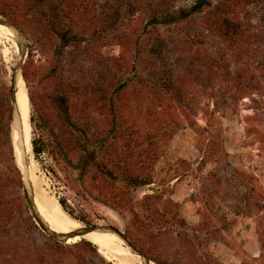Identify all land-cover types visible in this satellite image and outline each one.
Returning a JSON list of instances; mask_svg holds the SVG:
<instances>
[{"label": "trees", "instance_id": "1", "mask_svg": "<svg viewBox=\"0 0 264 264\" xmlns=\"http://www.w3.org/2000/svg\"><path fill=\"white\" fill-rule=\"evenodd\" d=\"M52 1L0 0V14L48 61L46 66L29 59L22 68L30 153L36 158L46 155L49 172L84 199L92 193L84 174L75 171L92 165L100 171L93 178L100 186L95 201L116 212L130 209L138 230L156 246L162 233L155 205L161 195L135 198L134 190L153 183L148 165L161 156L168 128L194 123L191 115L198 109L200 89L229 84L230 96L246 93L239 81L247 73L232 65L250 55L258 38L250 33L249 12L243 21L240 9L264 0H215L214 5L212 0H192L177 8L182 0H104L100 8L96 0ZM0 37L15 45L10 37ZM206 41L215 46H205ZM104 46L117 47L118 55H102ZM8 93V101L0 95V162L11 151V87ZM14 155L17 161L15 144ZM13 181L2 173L0 194ZM55 201L72 220L89 225L84 215L74 216L66 198ZM20 202L0 198V230ZM126 235L132 237L129 231ZM132 238L153 262L163 264L151 248L144 250L138 238ZM84 241L81 244L100 250ZM40 259L48 264V259Z\"/></svg>", "mask_w": 264, "mask_h": 264}, {"label": "rangeland", "instance_id": "2", "mask_svg": "<svg viewBox=\"0 0 264 264\" xmlns=\"http://www.w3.org/2000/svg\"><path fill=\"white\" fill-rule=\"evenodd\" d=\"M103 1L96 0L98 8L104 6ZM191 2L182 0L176 8ZM111 4L114 5L112 1ZM247 12L252 24L250 33L258 39L250 55L232 65L233 70L246 71V77L239 81L246 93L238 92L242 98L237 100L238 95L230 96L229 84L212 91L200 89L198 109L191 115L194 123L168 128L171 131L161 143V156L148 165L153 183L136 186L134 190L135 198L145 194L161 195L155 205L162 233L158 244L153 246L147 242L130 209L116 212L95 201L100 186L93 178L100 171L92 165L75 171L76 175L84 174L85 187L92 193L86 199L68 188L62 177H54L49 172L50 159L46 155L36 158L30 153L31 147L26 156L21 152L23 160L21 158L19 165L15 160L14 143L20 144L12 118L8 122L10 159L0 162V175L9 174L14 181L1 191L0 198L10 202L21 199V202L20 206L13 207V219L0 230V264H45L40 257L48 259V264H120L100 247L97 250L81 244L85 239L65 242L42 230L28 207L22 183L24 171L28 188L47 199L66 198L74 216L84 215L89 225L75 222L77 230L90 226L117 228L148 259L150 257L132 237L138 238L144 250L151 248L152 256L163 264H264V3L240 9L243 21ZM17 28L26 44L21 74L29 59L47 66V56L35 46L30 48L28 36ZM10 38L17 48L0 37V95L7 101L19 56L17 40L14 36ZM213 42L206 41L204 45L212 47ZM101 53L117 56L119 49L104 46ZM86 80L91 81L90 76ZM31 112L30 106V117ZM33 134L31 127V140ZM101 173L107 175L104 171ZM127 190L131 192V188ZM175 214H179V219H175ZM128 231L132 237L126 235ZM25 251L32 255L30 259Z\"/></svg>", "mask_w": 264, "mask_h": 264}, {"label": "bare ground", "instance_id": "3", "mask_svg": "<svg viewBox=\"0 0 264 264\" xmlns=\"http://www.w3.org/2000/svg\"><path fill=\"white\" fill-rule=\"evenodd\" d=\"M0 34L12 37V33L8 28L0 24ZM16 104L19 111L20 116V146L15 144L17 163L21 161V150L23 154H29L30 150V125L29 118L27 112V102L26 96L24 93L22 79L20 78L18 81V85L16 88ZM15 132L13 131V139ZM18 135V134H17ZM20 148H22L20 150ZM26 156V155H25ZM32 157V156H31ZM30 194L34 196V208L38 216L43 220L46 224L49 231L61 234V235H69L72 234L75 230L78 229V224L75 223L77 221L72 220L66 212L62 209L60 204L52 199H47L43 196H40L38 193L34 192L30 187ZM81 228L80 230H82ZM79 231V230H77ZM76 232V231H75ZM79 238H83L88 242L100 247L104 250L108 255L114 258L120 264H141L137 256L132 254L130 250L126 247L123 241L115 236L112 233H95L91 232L82 237H74L68 239L69 240H78ZM153 264V263H152Z\"/></svg>", "mask_w": 264, "mask_h": 264}, {"label": "water", "instance_id": "4", "mask_svg": "<svg viewBox=\"0 0 264 264\" xmlns=\"http://www.w3.org/2000/svg\"><path fill=\"white\" fill-rule=\"evenodd\" d=\"M0 24L5 26L6 28H8L10 30V32L12 33V35L16 38L17 40V44H18V50H19V56H18V61L16 63V66L13 70L12 73V81H11V104L13 106V123L15 125V129L18 132V143H20V133H19V127H20V116H19V111L17 108V104H16V88L18 85V81L21 78L22 79V74H21V64L24 62V52L26 49V44L24 42L23 36L20 32V30L15 27L13 24H11L10 22H8L6 19H4L3 17L0 16ZM22 148H20L21 150ZM22 152V150H21ZM23 157V155L21 156V158ZM23 160V158H22ZM23 162V161H22ZM23 164V163H22ZM23 175L25 176L26 173L24 171ZM23 176L22 179V183H23V188H24V192H25V196H26V200L28 203V207L30 209V211L33 214V218L34 220L37 222V224L40 226V228L42 230H44L45 232H47L50 236H52L53 238H59L62 239L63 241L67 242L68 239L70 238H74V237H82L85 236L91 232H95V233H112L115 236H117L118 238H120L123 243L126 245V247L130 250V252L132 254H134L135 256H137V258L139 259V261L141 262V264H152L153 262L150 261V259H148L145 255H143L141 252L137 251L128 241L127 239L124 237V234L121 230H118L117 228H114L112 226H90V227H84L82 230L73 232L72 234L69 235H61V234H56L53 233L51 231L48 230L46 224L43 222V220L38 216V214L35 211L34 208V196H32L30 193V188H28V184L26 182L25 177ZM81 241V240H80ZM154 264V263H153Z\"/></svg>", "mask_w": 264, "mask_h": 264}]
</instances>
